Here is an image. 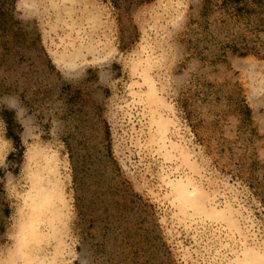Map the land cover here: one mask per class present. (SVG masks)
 Returning <instances> with one entry per match:
<instances>
[{"label": "rangeland", "instance_id": "1", "mask_svg": "<svg viewBox=\"0 0 264 264\" xmlns=\"http://www.w3.org/2000/svg\"><path fill=\"white\" fill-rule=\"evenodd\" d=\"M218 3L6 1L0 112L23 148L0 116V264H264V57L222 45L242 30ZM47 163L59 244L22 230Z\"/></svg>", "mask_w": 264, "mask_h": 264}, {"label": "trees", "instance_id": "2", "mask_svg": "<svg viewBox=\"0 0 264 264\" xmlns=\"http://www.w3.org/2000/svg\"><path fill=\"white\" fill-rule=\"evenodd\" d=\"M7 0H0V29L5 35H9L12 31L9 25L8 10L5 3ZM15 1V0H13ZM209 8L207 5H203L200 11V16L204 17L207 14ZM217 15L214 18L215 26L230 25L231 27H241L242 33L237 35H231L230 39L223 41L222 45L226 47L231 53L237 55L254 54L260 57H264L263 47L256 43H251V37H247L243 31L244 27L250 25L255 31L259 30L264 33V0H219L216 6ZM22 29L18 27V30L13 32L14 39L21 36ZM8 44V43H7ZM7 51L9 48L7 47ZM14 112L4 110L0 112V116L6 124L7 137L12 141L15 152L9 155V158H14L15 161H19L22 156V143L20 136L16 130L20 129L19 124L13 117ZM72 160V157H70ZM76 181V174L73 175Z\"/></svg>", "mask_w": 264, "mask_h": 264}, {"label": "bare ground", "instance_id": "3", "mask_svg": "<svg viewBox=\"0 0 264 264\" xmlns=\"http://www.w3.org/2000/svg\"><path fill=\"white\" fill-rule=\"evenodd\" d=\"M47 164L44 167L45 177L32 184L27 200L28 216L22 230L30 238H41L40 232L44 231L46 239L59 244L64 236L67 219L66 197L64 198L63 188L56 178L54 168L50 163Z\"/></svg>", "mask_w": 264, "mask_h": 264}]
</instances>
